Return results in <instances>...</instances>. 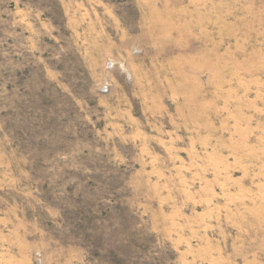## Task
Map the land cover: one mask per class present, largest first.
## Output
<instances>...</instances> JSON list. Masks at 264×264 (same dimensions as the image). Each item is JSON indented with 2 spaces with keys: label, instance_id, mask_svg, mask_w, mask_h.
Instances as JSON below:
<instances>
[{
  "label": "rangeland",
  "instance_id": "rangeland-1",
  "mask_svg": "<svg viewBox=\"0 0 264 264\" xmlns=\"http://www.w3.org/2000/svg\"><path fill=\"white\" fill-rule=\"evenodd\" d=\"M0 264H264V0H0Z\"/></svg>",
  "mask_w": 264,
  "mask_h": 264
}]
</instances>
